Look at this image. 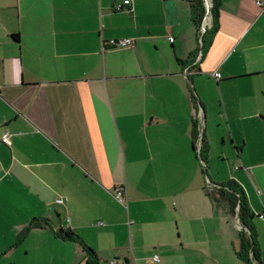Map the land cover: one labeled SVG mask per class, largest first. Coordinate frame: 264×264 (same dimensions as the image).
<instances>
[{
    "label": "crops",
    "instance_id": "obj_1",
    "mask_svg": "<svg viewBox=\"0 0 264 264\" xmlns=\"http://www.w3.org/2000/svg\"><path fill=\"white\" fill-rule=\"evenodd\" d=\"M218 2L0 0V264H247L229 181L264 264V6Z\"/></svg>",
    "mask_w": 264,
    "mask_h": 264
},
{
    "label": "trees",
    "instance_id": "obj_2",
    "mask_svg": "<svg viewBox=\"0 0 264 264\" xmlns=\"http://www.w3.org/2000/svg\"><path fill=\"white\" fill-rule=\"evenodd\" d=\"M192 4L193 8V16L198 25H201L203 17L205 15V8L203 5V0H189ZM219 2L218 0H213V6L211 9V13L213 18L216 19L218 15ZM195 136H197V129L195 127ZM196 148V143H195ZM208 152V145L203 144L201 148V153L199 157L203 160L204 156H206ZM212 200L216 203L221 200L225 201L229 206V210L233 215H238L239 222L242 226L240 231V248L237 252L238 256L242 258L247 264H253L255 260V256H253L254 248V238L253 235L247 234L246 229L251 230L250 223L247 221L248 215H250V211L247 208V205L244 201L243 194L240 188L236 185L234 181H229L226 184H222L216 189H212L209 191ZM58 235L64 239L70 240H79L80 238L74 234L73 232L61 230ZM84 244V243H83ZM89 256L94 257V251L84 244ZM253 253V254H252ZM94 264V263H93Z\"/></svg>",
    "mask_w": 264,
    "mask_h": 264
},
{
    "label": "built area",
    "instance_id": "obj_3",
    "mask_svg": "<svg viewBox=\"0 0 264 264\" xmlns=\"http://www.w3.org/2000/svg\"><path fill=\"white\" fill-rule=\"evenodd\" d=\"M257 3L260 6H264V2H262L261 0H257ZM124 5L125 6H131L132 5V0H124ZM203 5L205 8V18L203 19L201 26H200V43H203V36L206 33L207 30V26H208V17L211 15V9L213 6V0H203ZM124 7L123 5H118L117 6V10H122ZM134 41L131 39H123V40H110L106 43L107 47H126V46H130L133 45ZM191 73V72H190ZM189 73V69L186 68L185 69V74H190ZM217 74L214 73V76H216ZM0 140L2 142H4L5 144H7L8 146L11 145L12 141H11V134L9 132H4L1 137ZM197 146H198V152L201 153V148H202V138L200 137L197 141ZM114 195L115 198L122 204H124L125 206H127V191H126V187L123 184H119L115 187L114 189ZM57 203L58 204H64L65 203V199L59 198L57 199ZM154 260L159 261V257L156 256L154 258ZM110 264H121L117 261H112Z\"/></svg>",
    "mask_w": 264,
    "mask_h": 264
},
{
    "label": "rangeland",
    "instance_id": "obj_4",
    "mask_svg": "<svg viewBox=\"0 0 264 264\" xmlns=\"http://www.w3.org/2000/svg\"><path fill=\"white\" fill-rule=\"evenodd\" d=\"M199 161V165H200V169H201V171H203V169H204V165H202V163H201V161L200 160H198ZM205 174V173H204ZM209 177H211V175L208 173L207 174ZM207 175L205 174V175H203V186H205V188H207V189H210L211 187H212V184H211V181H210V179L207 177Z\"/></svg>",
    "mask_w": 264,
    "mask_h": 264
}]
</instances>
